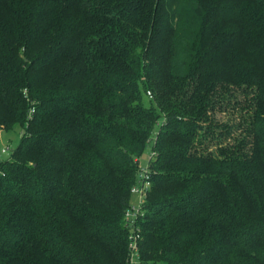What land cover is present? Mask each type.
I'll return each mask as SVG.
<instances>
[{
    "label": "trees",
    "instance_id": "obj_1",
    "mask_svg": "<svg viewBox=\"0 0 264 264\" xmlns=\"http://www.w3.org/2000/svg\"><path fill=\"white\" fill-rule=\"evenodd\" d=\"M16 126L0 264H131L152 139L140 264H264V0H0Z\"/></svg>",
    "mask_w": 264,
    "mask_h": 264
},
{
    "label": "built area",
    "instance_id": "obj_2",
    "mask_svg": "<svg viewBox=\"0 0 264 264\" xmlns=\"http://www.w3.org/2000/svg\"><path fill=\"white\" fill-rule=\"evenodd\" d=\"M151 95V92H149ZM10 147H3L0 151V158L3 154L7 153ZM154 156V152H151L150 159ZM150 161V160H149ZM149 163V162H148ZM151 187L149 164L144 167L140 165V173L137 183L132 188V193L139 195V201L137 205H131L127 208L125 212V218L130 225H132V231L129 235V247H130V262L135 264V258L138 257L139 260V248H140V232L139 228L136 226V219L142 213L143 203L147 195L148 189ZM140 264V261H139Z\"/></svg>",
    "mask_w": 264,
    "mask_h": 264
},
{
    "label": "rangeland",
    "instance_id": "obj_3",
    "mask_svg": "<svg viewBox=\"0 0 264 264\" xmlns=\"http://www.w3.org/2000/svg\"><path fill=\"white\" fill-rule=\"evenodd\" d=\"M149 95V94H148ZM231 117L230 113H219L218 118L222 120H227L228 118ZM20 132H21V127L16 126L13 130L11 131H6L3 129H0V151L3 147H10V150L3 154L1 156L2 160L5 158H8L11 156V153L13 150L17 147L19 141H20ZM152 145H153V139L150 141L148 146L145 149L144 154L140 158V165L141 167H144L148 164L151 156V151H152ZM139 201V195L135 193H131V198H130V204L131 205H137ZM135 264H139L138 257L135 258Z\"/></svg>",
    "mask_w": 264,
    "mask_h": 264
}]
</instances>
